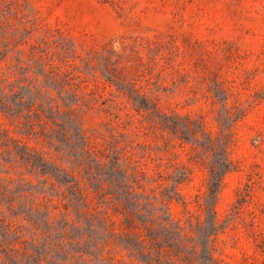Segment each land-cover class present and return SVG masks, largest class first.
Wrapping results in <instances>:
<instances>
[{"label": "rangeland", "instance_id": "obj_1", "mask_svg": "<svg viewBox=\"0 0 264 264\" xmlns=\"http://www.w3.org/2000/svg\"><path fill=\"white\" fill-rule=\"evenodd\" d=\"M127 88L225 143L233 170L213 207V256L217 264H264V0H0V132L72 173L89 192V211L108 218L113 234H94L100 247L90 264H148L120 242L123 215L111 195L102 200L94 192L108 188L96 176L107 158L95 146H113L124 167L138 172L139 191L171 214L188 245L196 244L195 227L207 217L212 152L150 120ZM20 92L25 107L51 101L60 126L32 106L24 117L15 108L14 117L3 102ZM68 117L82 130L76 145L59 141L72 131ZM182 132L193 139L191 131ZM83 143L88 153L81 164ZM178 171L186 178L178 199L168 200L163 193ZM0 183L29 189L28 196L16 195V211L2 206L20 240L13 251H0V264L21 258L23 240L61 237L64 218L85 223L66 213L64 187L1 142ZM29 209L40 211L38 225L24 213ZM5 231L0 225V243ZM160 263L186 264L173 256Z\"/></svg>", "mask_w": 264, "mask_h": 264}, {"label": "trees", "instance_id": "obj_2", "mask_svg": "<svg viewBox=\"0 0 264 264\" xmlns=\"http://www.w3.org/2000/svg\"><path fill=\"white\" fill-rule=\"evenodd\" d=\"M128 93L139 108L146 112L150 120L154 121L157 119L159 125L161 124L163 128L170 129L187 142L194 143L200 150L212 152L213 159H211L207 167L209 172L208 192L204 203L207 217L205 222L195 227L196 237H193V241L196 244L188 245L181 239L182 229L179 223L177 224L171 214H168L163 207H156L150 195L139 191L142 188L139 179L140 175L136 171L129 172V169L124 167L120 156L116 154V149L110 145L105 149L95 146V150L101 154V157L107 158L105 163L98 162L96 167L98 173L96 176H100V178L103 176L104 181L108 183L107 189L99 185L95 187L96 196L105 200L108 195H111L112 201L117 205V210L123 215L122 226L124 232L121 234L122 239L120 242L130 251L131 255L148 264H161L162 257H166L167 262L171 256L186 264H217L213 256L214 248L211 245V238L218 230L213 207L225 175L233 170L232 162L228 159L225 150L221 149L225 143L218 138H213L203 129L201 124L197 125L194 122L197 125V129L191 130L189 125L193 121L189 120V118L184 120L180 116L163 113L157 105L151 104L142 95L135 93L134 90L128 89ZM34 102V104L25 107V95L21 93V96L14 101L12 99L9 103L3 102V106L14 117L17 115L24 117L23 111L26 109L30 112L32 110L30 107L32 106L41 113L46 114L49 121L58 124L56 123V117L60 115V110L55 111L51 101L43 99L41 101L42 104H37L35 99ZM19 107H22V111L16 115L14 109ZM68 120L72 123V131L70 135L68 133L64 135V140L59 141H66L76 145L82 138V130L76 131L78 127L75 121L71 117H68ZM182 129L191 131L193 139L186 137ZM72 135H74L73 140H71ZM8 138V133L0 132L1 144L8 151L15 154L23 164L30 167L33 171L39 172L42 176H48V180L51 179L58 184V188L64 187L63 196L66 200L64 208L68 210L66 213L73 212L77 221L84 220L85 222L83 223L84 225L79 226L77 222L69 223L64 218L62 220L64 222H61V237H55L54 239L47 236L48 239L46 238L43 242L23 240L21 258L18 260L16 259L17 255H15L14 258L10 259L11 263L90 264L91 256L94 255L92 250L100 247L98 242L94 245V234L102 229L113 234L112 229L108 225V218L103 217L99 212L93 213L89 211V192L85 191L80 181L72 173L67 172L65 168L56 163L46 160L37 151L15 143V141H11ZM84 142H86L85 137ZM75 149L78 151L74 147L72 152H76ZM79 150L82 151L83 155L82 157L79 156L78 159L83 164L84 157L88 153L85 143ZM89 173L93 176L92 172ZM184 175L183 171H178L171 175L170 179L173 184L170 189L163 193V196L168 200L178 199V185L186 178ZM55 183L52 184L51 189H55L57 186ZM16 185L12 188L9 185L5 186L0 183V225L6 229L5 240L0 243V251L3 252H7V248H10L9 251H13L20 240L17 229L13 227L11 222L6 221L2 210L4 204H7L9 210H15L14 203L17 194L19 196H28L27 192H29V189L22 185ZM24 213H26L27 218L34 226L38 225L39 220H41L39 210L29 209ZM55 240H58V242Z\"/></svg>", "mask_w": 264, "mask_h": 264}]
</instances>
